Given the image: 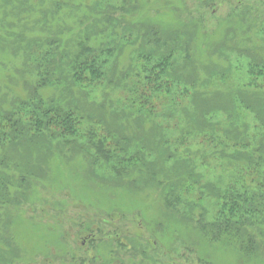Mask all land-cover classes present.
<instances>
[{
  "label": "rangeland",
  "instance_id": "obj_1",
  "mask_svg": "<svg viewBox=\"0 0 264 264\" xmlns=\"http://www.w3.org/2000/svg\"><path fill=\"white\" fill-rule=\"evenodd\" d=\"M94 12H109L131 27L125 33L115 30L119 43L112 44L108 71L100 83L87 88L88 101L98 103L94 106L127 115L131 98L139 103L137 92L158 88L146 92L148 102L157 116L165 114L156 121L167 128L163 132L170 141L171 135L177 140L173 130L176 123L180 125L177 118L186 119L181 115L166 119L169 107L183 114V107L200 103L193 91H214L216 104L225 99L217 98V93L230 92L234 85L247 93L253 89L248 84H258L264 93V77L255 81L247 75L253 66L264 70V0H0L1 90H8L13 98L24 96L21 72L34 70L31 63L47 50L43 46L47 41L53 42L50 53H66V58L75 41L110 43L105 40L112 31L106 28L110 24L96 28ZM230 19L244 27L241 35ZM193 21L201 26L200 33L189 27ZM245 34L250 46L240 42ZM170 47L174 49L164 75L158 81H144L147 63L139 55L155 62ZM164 87L186 95L159 91ZM59 88L45 95L55 94V103L75 101L65 92L68 89ZM2 105L0 115L10 109ZM248 109L238 107L231 120L244 122L247 135H256L254 140L259 141L264 137V122L258 127ZM226 117L218 113L221 121ZM137 118L128 115L127 119ZM90 121L98 129L109 130L120 149L127 146L125 155L143 147L141 166L122 169L123 164L107 163L86 146L84 134L68 145L53 140L49 149L27 148L23 143L0 147V182L11 195L7 202L0 198V215L7 214L0 221V238L5 240L0 264H6L10 255L17 264H264V241L257 233L261 227L249 229L250 234L256 231L251 236L263 246L256 252L258 258L243 254L227 240L210 241L211 235L205 236L199 227L203 218L210 222L221 214L214 190L225 187L235 169V161L219 147L205 152L190 137L174 142L170 155L163 154L138 131L134 139V132L121 131L113 120L95 116ZM3 175L15 176L12 184Z\"/></svg>",
  "mask_w": 264,
  "mask_h": 264
},
{
  "label": "trees",
  "instance_id": "obj_2",
  "mask_svg": "<svg viewBox=\"0 0 264 264\" xmlns=\"http://www.w3.org/2000/svg\"><path fill=\"white\" fill-rule=\"evenodd\" d=\"M93 15L96 28L101 29L102 23H105V25L110 24L106 28L107 30L110 28L112 31L110 35L105 36V40L110 43L103 45L105 43L94 40L93 44H91V40L88 39L86 41L82 39L75 41L72 43L74 49L69 57L66 58V53H60L59 51L50 53V51H53V42L47 41L43 46L46 47L47 45L50 49L46 47L47 50L37 60H33V58V61L31 60V66H34V70L32 71L29 68L30 70L27 72H21L23 87L25 88L24 96L21 99L10 97L11 94L8 90L4 92V89L1 90L0 88V103L3 104L2 107L10 105V109L0 115V147L23 143L27 148L39 146L49 149L54 146L53 140H56L59 145H68L70 140L77 139L81 134H84L83 136L87 137L88 141L86 146L93 148L95 154L102 157L107 163L123 164L121 168L132 165L141 166L143 147H139V149L137 147V152L125 155L124 151H127V146H125L126 149H120L119 145L110 139L109 130L107 133L104 128L101 130L92 124V126L90 125V122H93L90 120L95 116L113 120L116 126L125 133L134 132L135 137H132L134 139L139 137L137 133L140 132L149 144L158 145V148L160 147L164 151L163 154H169L177 140L179 144V141H184L190 137L199 141L201 143L199 145L205 152H210L217 146L223 155L226 154L227 157H231L235 161V169L232 171L231 181L222 189L214 190L215 196L219 199L218 208L221 214L215 215L210 222L203 218L199 227L205 230V236L211 235L210 241L227 240L228 243L238 246L243 254L258 258L256 257V252L262 245L259 244L256 238L251 236H255L256 231H251L252 234H250L249 229L253 228L254 230V228L261 227V230L257 231V233L259 234L258 237L260 236L264 241L262 229L264 227V137H261L259 141L254 140L256 135L253 137L247 135L245 132L247 128L244 122L239 125V122H236L237 119L235 121L231 119L232 114L238 107L241 108L243 105L248 107L250 113L253 114L255 124L258 123V127L262 126L261 121L264 122V93L262 94V89L258 84L256 86L253 85L254 83H250L248 86H252L253 89L245 93L242 92L241 88L234 85L233 90L230 92L215 94L217 98H225L223 100L224 103L221 102L219 104L212 100L214 91H193L195 97H200V103L189 105V108L183 107L181 109L183 114L173 113L171 107H169V115L166 116V119H174L175 116L180 115L184 120L186 119V121L182 122V118H177L180 125L176 123L173 127L176 135L175 139L177 140H174L171 135L169 141L163 132L167 128L159 126L158 121H156L159 118L162 120V116L165 114H162L161 117L157 116L153 106L149 105L146 92L151 89H147V91L141 90L135 94L138 96L139 103L137 104L135 103V98H131L130 102L133 100V105L127 115H115L109 112L108 108L104 110L102 105L94 106V104L98 103L88 101L89 91H87V88L94 83L102 81V77L108 71L106 68L112 59V44L119 43L117 42L118 37L115 36L117 35L115 30H121L125 33L128 29H131L129 26H123L120 20L115 19L109 12H94ZM230 20L235 24L237 34L241 35L244 27H241L235 19ZM189 25L191 29L200 33L201 26L198 22L193 21ZM147 32H144L143 37H147ZM156 32L153 33L154 38L158 35ZM112 36L115 42L111 40ZM245 36L244 40L240 41L242 46L249 44V41H251L248 35L245 34ZM156 46H159V42ZM246 48L248 47L246 46ZM173 49V47H170L168 50H163L160 54L161 56L151 63L142 54L139 55L140 59L142 57L147 63L145 64L146 67H143V73L146 74L144 81H158L164 75V66L169 56L172 55ZM57 54L60 56L57 58L58 60H55ZM154 70L159 73L154 74ZM247 75L256 81L258 78L264 77V70L253 66L250 67ZM206 80H211V78L208 77ZM0 83H2L1 80ZM62 83L63 88L60 87ZM57 88H59L58 91L64 90V88L68 89L65 92L68 91L71 96H74L73 99L75 101L63 104L55 103V94H50L51 96L45 95L54 93L53 90ZM170 89L164 87V89H159V91L162 90L166 94L171 92L176 97L186 95V92H172ZM151 91L156 92L158 88H154ZM241 94H245L243 96L245 101L242 99ZM220 111L227 114L225 121L218 119ZM128 115H137L139 118L134 119V122L133 119H127ZM146 118L153 121L151 123L141 121L146 120ZM122 121L124 122L122 123ZM147 124H149L148 129L145 127ZM259 142H263L261 148L257 146ZM228 149L233 152L228 153ZM173 150L175 151V149ZM201 156L204 157L206 154ZM148 165L143 164V167ZM14 177L5 178L4 175L2 176L8 184H12ZM186 179L187 177L184 178V180ZM2 182H0V198L2 201L6 200L7 202L11 195L7 185ZM21 193L23 195L24 192ZM4 203L1 204L2 207ZM5 215H7L5 212L0 215V221L3 220ZM4 243V238H0V246ZM16 259V257L10 255L6 259V264H17ZM261 259L264 261V257H261Z\"/></svg>",
  "mask_w": 264,
  "mask_h": 264
}]
</instances>
